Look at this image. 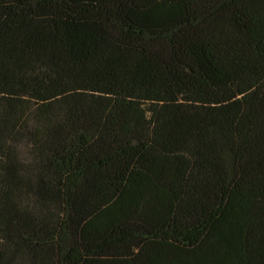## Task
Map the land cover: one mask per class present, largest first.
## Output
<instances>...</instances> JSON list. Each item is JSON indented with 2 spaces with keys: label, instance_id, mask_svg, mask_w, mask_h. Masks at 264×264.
<instances>
[{
  "label": "trees",
  "instance_id": "trees-1",
  "mask_svg": "<svg viewBox=\"0 0 264 264\" xmlns=\"http://www.w3.org/2000/svg\"><path fill=\"white\" fill-rule=\"evenodd\" d=\"M0 264H264V0H0Z\"/></svg>",
  "mask_w": 264,
  "mask_h": 264
}]
</instances>
